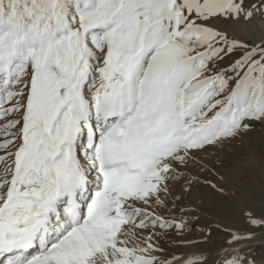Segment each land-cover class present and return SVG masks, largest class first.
Listing matches in <instances>:
<instances>
[{"label": "snow or ice", "instance_id": "obj_1", "mask_svg": "<svg viewBox=\"0 0 264 264\" xmlns=\"http://www.w3.org/2000/svg\"><path fill=\"white\" fill-rule=\"evenodd\" d=\"M257 15L264 0H0V264H257L196 228L201 190L247 199L220 168L264 128V40L228 31Z\"/></svg>", "mask_w": 264, "mask_h": 264}, {"label": "rangeland", "instance_id": "obj_2", "mask_svg": "<svg viewBox=\"0 0 264 264\" xmlns=\"http://www.w3.org/2000/svg\"><path fill=\"white\" fill-rule=\"evenodd\" d=\"M228 31L230 35L238 40L245 41L249 44L259 43L261 40H264V17L257 15L249 21L241 20L230 22L228 24ZM227 64L228 60L226 59L222 67H226ZM229 147L230 151L224 153V166L220 168V171L224 174L229 187H235L246 195L247 199L246 202H244V205L250 207V210L254 212L257 217H260L264 215V191L259 187L264 186V179L260 180L261 178H258L259 180H256L257 183L255 184L258 189L257 191L255 189L254 192L251 191L254 190V188L251 187L252 184H248V177L246 174L248 172H253L252 174L255 173L258 177H261L264 174V128H258L257 131L249 133L239 141H233ZM246 186L251 188L247 190ZM201 191L203 204L200 207H202L204 215L196 224L197 231L200 226L208 224L212 229L211 239L215 249L220 250L229 246L227 244L228 232L225 230V228H229L227 222L232 224V226L233 224H239V227H234L235 230H237L236 228H239L238 230L241 232L252 231L255 235L252 239L248 240L249 242L247 241L248 244L231 250L226 256L248 255L254 258L257 264H264V229L250 228L248 223H246L248 227L244 228L246 225H244L242 221H246V219L242 213V215L240 214L241 218L239 219L242 221L239 222L234 219L236 216H231V209L229 210V208L224 206L222 202H208V194L206 190ZM203 196L206 199L203 198ZM196 207V204H191L185 209V211H190ZM221 209H223L225 213L230 214L231 217L220 213L219 211ZM197 214L200 215V212L198 211ZM181 215H183V212L177 213V218H180ZM218 225L220 227H218ZM176 251H195V249L182 248Z\"/></svg>", "mask_w": 264, "mask_h": 264}, {"label": "bare ground", "instance_id": "obj_3", "mask_svg": "<svg viewBox=\"0 0 264 264\" xmlns=\"http://www.w3.org/2000/svg\"><path fill=\"white\" fill-rule=\"evenodd\" d=\"M261 170H262V167H261ZM253 172H248L246 175H247V177H248V184H252V185H254V186H252L251 185V187H253L254 188V190H251V191H254L255 192V189H256V191H257V189H258V187H257V185L255 184V183H257L256 182V180H259L260 178V180H263L264 179V174H263V172H262V176L261 177H258L255 173L254 174H252ZM259 178V179H258ZM255 181V182H254ZM246 183V182H245ZM251 187H249V186H246V189L248 190V189H250ZM259 188H261V190H263L264 191V186H262V187H259ZM250 191V190H249ZM252 193V192H251ZM203 198H205L204 196H203ZM206 199V198H205ZM208 202H209V197H208ZM249 205V204H248ZM254 206V205H253ZM229 208V210L231 209V216H236L234 219H236V220H238L239 222H241L239 219L241 218V216H240V214L242 213V211H241V209H244V208H249L250 209V207H247V206H245L244 205V203H241V204H239V205H236V206H234V207H228ZM223 209H221L219 212L220 213H222V214H224L225 216H230V214H228V213H225L224 212V210L222 211ZM242 215V214H241ZM230 216V217H231ZM245 222V223H244ZM242 223L244 224V225H246V221H242ZM242 224V225H243ZM239 224H233V226H232V224H230V223H228L227 222V226L229 227V228H234V227H237ZM241 225V226H242ZM239 227V226H238ZM248 226L246 225V227H244V228H247ZM242 228V227H241ZM235 229V228H234ZM237 230L239 229V228H236ZM249 230V229H248ZM247 242V241H246ZM249 242V241H248ZM248 242L247 243H240L239 245H235V246H227V247H225V248H222L223 249V251L221 252V256H226V255H228L229 253H230V251L231 250H233V249H236L237 247H239V246H242V245H245V244H248ZM252 243V242H251ZM255 243V242H254ZM250 244V243H249Z\"/></svg>", "mask_w": 264, "mask_h": 264}]
</instances>
